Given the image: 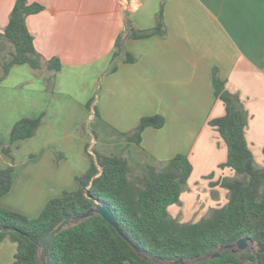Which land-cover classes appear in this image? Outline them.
Here are the masks:
<instances>
[{
	"label": "crops",
	"instance_id": "obj_1",
	"mask_svg": "<svg viewBox=\"0 0 264 264\" xmlns=\"http://www.w3.org/2000/svg\"><path fill=\"white\" fill-rule=\"evenodd\" d=\"M15 1L0 0L1 32ZM28 1L46 7L26 18L36 49L46 59L58 57L62 65L55 73L51 95L47 79L53 72L36 71L28 64L12 66L7 77L0 79V119L12 117L15 123L44 114L36 134L14 144V154L21 153V158L14 156L12 163L0 152V168L14 166L12 188L0 196V205L37 217L49 200L77 189L76 176L89 167L86 150L93 145L107 153H121L143 173L148 165L163 167L175 155L185 154L193 170L189 194L181 195L182 205L194 199L201 207L196 200L203 196L200 193L221 195L226 203L228 191L219 183L236 172L220 167L227 160L228 147L209 123L225 114V104L216 96L211 79L214 69L247 112L246 140L255 164L263 165L264 0ZM160 10L162 33L140 39L126 37L130 22L138 30L155 28ZM122 33L123 54L128 52L137 60H119L117 69L110 71ZM13 50L3 37L0 68ZM92 71L103 91L93 118L100 120L99 135L95 127L84 125L86 118L92 119V113L86 116L82 108L89 93L82 91L78 103L54 101L56 93L73 88L70 80ZM50 99L53 102L49 104ZM155 114L164 116V126L146 128L140 144L130 141L125 134L132 132L143 116ZM25 145L28 150L23 153ZM71 151L77 162L65 184V154ZM170 209L173 216L179 215L175 204ZM16 250L15 242L0 244V264H11Z\"/></svg>",
	"mask_w": 264,
	"mask_h": 264
},
{
	"label": "trees",
	"instance_id": "obj_2",
	"mask_svg": "<svg viewBox=\"0 0 264 264\" xmlns=\"http://www.w3.org/2000/svg\"><path fill=\"white\" fill-rule=\"evenodd\" d=\"M46 7L39 2L16 0L5 30L0 31L12 43L14 50L2 63L4 79L14 65L28 64L33 70L53 72L48 77V90L53 91L55 73L61 70L58 57L46 59L34 45L26 18ZM158 24L149 30H138L128 24L126 37L140 39L163 32V13L157 15ZM120 34L113 53L110 71L117 69V61L135 62L132 54H123ZM215 94L225 104V114L209 123L224 139L228 147L226 162L236 175L224 178L219 184L228 191L225 205L212 209L197 222H182L169 212L173 204H181V195L188 189L192 163L185 154H177L163 167L148 165L146 172H138L121 153L95 150L88 169L76 176L77 189L66 190L47 202L34 218L0 205V244H17L11 264H38L39 241L66 217H74L90 208L95 201L110 207L118 223L146 254L161 261L194 259L215 252L221 244L236 242L241 237L264 243V163L255 164L254 155L246 140L248 114L239 97L229 92L225 80L217 70L211 74ZM44 114L24 117L15 122L10 142L0 140V146L12 163L11 144L33 137L43 123ZM163 115L143 116L136 128L125 135L130 141L141 143L148 127L160 128ZM264 154V149H263ZM92 157V154H90ZM13 164L0 168V196L13 185ZM209 175L208 178H211ZM216 183H212L214 186ZM250 262L264 264V253L243 252ZM48 264H165L144 259L101 215H93L81 223L57 234L47 248ZM188 264H249L230 249L216 258H206Z\"/></svg>",
	"mask_w": 264,
	"mask_h": 264
},
{
	"label": "rangeland",
	"instance_id": "obj_3",
	"mask_svg": "<svg viewBox=\"0 0 264 264\" xmlns=\"http://www.w3.org/2000/svg\"><path fill=\"white\" fill-rule=\"evenodd\" d=\"M9 57V56H8ZM7 57V58H8ZM6 58V59H7ZM89 71V70H86ZM3 72L2 68H0V74ZM97 79V83L94 82V80L96 81ZM8 83H11L13 81H5ZM66 84H68V81L66 82ZM69 84L74 88H66L63 91V93L58 92L55 94L54 96V101H56V103L58 102H68V101H75V102H79L80 101V93L82 91H86L87 93H89L87 95V99L86 101L83 103V111L86 112V116L89 113H92V121L88 120V118H86L85 120V128L89 127L90 125L92 127H95L98 135L100 134V129H99V125H100V120L98 121V119L96 121H93V118L95 116V114L98 112V110L100 109L99 105H97L96 101L99 98L101 92V81L100 79H98L95 76V73L92 71L90 72V74L88 76H81L78 79H74V80H70ZM50 95L51 93L53 94V92L51 90H48V92ZM70 94V95H68ZM53 102L52 99L49 100V104ZM53 103L50 105L52 106ZM21 110V109H20ZM99 115V113H98ZM14 120L12 119V117H8V118H2L0 119V140L3 141L5 144L10 142V131L12 129V126L15 124L13 122ZM91 121V122H90ZM14 123V124H12ZM12 125V126H11ZM101 126V125H100ZM23 141H18L15 142L18 144H21ZM11 144V151H12V155L16 156L18 158H21L22 155L21 153H15L16 149H14V144ZM26 144V143H24ZM16 147V146H15ZM20 148V147H19ZM28 150V145H25L24 148L21 149V152L24 153V151ZM98 150L94 145L92 146V149H88L87 147V155L89 158V164L91 162V158H94V151ZM99 151H104V150H99ZM0 152L4 153L2 147L0 146ZM66 153V152H65ZM6 156H9L7 153H4ZM90 154H92V157L90 156ZM66 158L68 160V163L65 164V178H64V182L65 184L68 183V177H69V172L70 169L72 168V166H74L77 162V157L74 151L68 152L65 154ZM10 157V156H9ZM88 169V168H87ZM189 182H188V189L186 190V194H189ZM207 191H209L208 188H206ZM188 191V192H187ZM200 191L204 192V190L200 189ZM203 196H200L199 198H196V200L198 199V202L202 204L201 207H197L196 202H194V199H188L185 202V205L181 204H175V210L180 211L178 216H174L177 219H179L182 222H197L200 219L206 217L207 215H209V213L212 211V209L217 208V207H221L223 205H225V201L223 200V197L221 195H211V196H204V193H200ZM211 199V201H210ZM209 202V204L206 206V203ZM183 207V208H181ZM170 214L172 213L171 209L169 210ZM173 216V214H171ZM256 250L255 246H250L247 250H245V252H250V253H254Z\"/></svg>",
	"mask_w": 264,
	"mask_h": 264
},
{
	"label": "water",
	"instance_id": "obj_4",
	"mask_svg": "<svg viewBox=\"0 0 264 264\" xmlns=\"http://www.w3.org/2000/svg\"><path fill=\"white\" fill-rule=\"evenodd\" d=\"M101 215L107 222H109L117 232L144 258L147 260H151L156 263L164 262L165 264H188L194 261H200L206 258H216L218 257L222 251L225 249H230L232 252L238 254L241 258L245 260L246 263L249 264H262L260 261L250 262L249 259H246L242 256V253L247 250L250 246H255L256 250L254 254H257L259 251L264 253V243L256 242L253 239H249L247 237H241L236 242L230 244H221L219 248L210 254L204 255L199 258L194 259H177L174 261H161L160 259H156L146 254L145 251L130 237V235L122 228V226L118 223L117 218L112 211V209L100 201H95L94 204L88 208L86 211L74 217H66L62 222H60L55 228L45 234L42 239L39 241V260L38 264H48L47 259V248L53 238L59 234L61 231L65 230L70 226L77 225L82 221L93 215Z\"/></svg>",
	"mask_w": 264,
	"mask_h": 264
}]
</instances>
